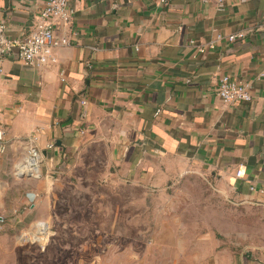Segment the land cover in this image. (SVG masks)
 <instances>
[{
	"label": "crops",
	"instance_id": "obj_1",
	"mask_svg": "<svg viewBox=\"0 0 264 264\" xmlns=\"http://www.w3.org/2000/svg\"><path fill=\"white\" fill-rule=\"evenodd\" d=\"M69 2L70 22H54L55 38H68L55 48L56 63L36 68L17 50L4 59L0 175L24 176L34 135L42 177L22 185L87 168L104 152L120 178L149 190L195 171L235 203L264 212V0H226L222 8L202 0ZM44 4L0 0L8 35H29ZM239 32L243 38L228 40ZM225 74L251 85L250 102L223 101ZM36 225L38 235L49 230ZM224 258L264 264V245Z\"/></svg>",
	"mask_w": 264,
	"mask_h": 264
},
{
	"label": "rangeland",
	"instance_id": "obj_2",
	"mask_svg": "<svg viewBox=\"0 0 264 264\" xmlns=\"http://www.w3.org/2000/svg\"><path fill=\"white\" fill-rule=\"evenodd\" d=\"M106 161L99 152L36 188L19 183L33 177L2 173L0 264H224L225 252L264 245V212L207 176L191 171L149 190ZM38 222L50 233L40 241Z\"/></svg>",
	"mask_w": 264,
	"mask_h": 264
},
{
	"label": "built area",
	"instance_id": "obj_3",
	"mask_svg": "<svg viewBox=\"0 0 264 264\" xmlns=\"http://www.w3.org/2000/svg\"><path fill=\"white\" fill-rule=\"evenodd\" d=\"M162 4L168 5L169 0H159ZM204 3L214 2L219 7L225 6L226 0H202ZM74 14V10L70 5L69 0H45V4L40 12L38 22L34 30L25 37H11L7 33L6 24L0 21V76L4 73V59L17 50L19 58L27 65L40 68L42 66L53 64L58 61L55 53L57 46H62L68 43V38L63 37L59 40L54 35V22L61 20L70 22ZM244 37V32L231 34L228 36L229 41H235ZM215 44L198 46V50L204 52L207 48H214ZM64 79V78H63ZM218 95L224 102H250L252 100L251 85L248 82H243L232 78L225 74L219 78ZM83 104L86 100L81 101ZM4 131L0 127V140L3 139ZM36 137L33 135L28 138L30 148L25 161V168L39 172L42 162L41 150L35 145ZM54 144H50L49 148ZM5 150V146L1 147ZM240 175V171L237 172ZM35 193L29 192L30 199L35 197Z\"/></svg>",
	"mask_w": 264,
	"mask_h": 264
},
{
	"label": "water",
	"instance_id": "obj_4",
	"mask_svg": "<svg viewBox=\"0 0 264 264\" xmlns=\"http://www.w3.org/2000/svg\"><path fill=\"white\" fill-rule=\"evenodd\" d=\"M22 177H33V178H41L42 177V173L40 172H35L32 169H26V172L24 173V176ZM51 178H54V176H49ZM0 220H2V217L0 216Z\"/></svg>",
	"mask_w": 264,
	"mask_h": 264
},
{
	"label": "bare ground",
	"instance_id": "obj_5",
	"mask_svg": "<svg viewBox=\"0 0 264 264\" xmlns=\"http://www.w3.org/2000/svg\"><path fill=\"white\" fill-rule=\"evenodd\" d=\"M48 232H49V230H45V228H44V230L39 234V235H32L34 238L36 237V240H38V241H40V238H45V236H47L48 237Z\"/></svg>",
	"mask_w": 264,
	"mask_h": 264
}]
</instances>
